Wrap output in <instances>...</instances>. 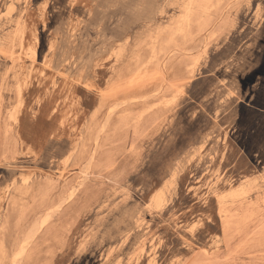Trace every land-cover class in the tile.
<instances>
[{"label":"rangeland","instance_id":"obj_1","mask_svg":"<svg viewBox=\"0 0 264 264\" xmlns=\"http://www.w3.org/2000/svg\"><path fill=\"white\" fill-rule=\"evenodd\" d=\"M189 1L0 0V264H264V0Z\"/></svg>","mask_w":264,"mask_h":264},{"label":"bare ground","instance_id":"obj_2","mask_svg":"<svg viewBox=\"0 0 264 264\" xmlns=\"http://www.w3.org/2000/svg\"><path fill=\"white\" fill-rule=\"evenodd\" d=\"M207 0H190L189 3H188V6L186 7V12L188 14H191L193 12V9H198V10H202L204 9V5L206 3ZM183 15V14H182ZM181 15V16H182ZM185 16V15H184ZM188 17V15H187ZM185 19V18H184ZM183 19V21H184ZM187 19V18H186ZM188 21V20H187ZM180 25V24H179ZM182 30V29H181ZM153 41V40H152ZM251 204V203H250ZM228 216L225 215V219H227ZM230 218V217H229ZM229 221V220H228ZM225 226V225H224ZM227 238V237H226Z\"/></svg>","mask_w":264,"mask_h":264}]
</instances>
